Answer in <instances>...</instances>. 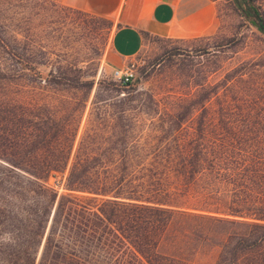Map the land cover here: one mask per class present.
I'll list each match as a JSON object with an SVG mask.
<instances>
[{
    "label": "rangeland",
    "instance_id": "obj_1",
    "mask_svg": "<svg viewBox=\"0 0 264 264\" xmlns=\"http://www.w3.org/2000/svg\"><path fill=\"white\" fill-rule=\"evenodd\" d=\"M211 1L214 29L185 40L149 37L133 59L136 77L124 87L114 77L120 67L111 17L65 0H0V202L8 203V115L14 113L30 120L53 116L58 140L64 127L73 139L66 173L46 178L60 194L86 195L66 187L78 153L105 159L114 174L128 155L138 170L155 154L169 153L166 147L199 138L206 122L214 129L208 138L232 140L236 153L244 142L250 167L264 163V32L235 0ZM252 1L264 19V0ZM221 124L231 132L218 130ZM188 228L187 237L176 238L177 248L161 251L216 264L220 247L199 238L200 225ZM7 230L0 228V240Z\"/></svg>",
    "mask_w": 264,
    "mask_h": 264
},
{
    "label": "trees",
    "instance_id": "obj_2",
    "mask_svg": "<svg viewBox=\"0 0 264 264\" xmlns=\"http://www.w3.org/2000/svg\"><path fill=\"white\" fill-rule=\"evenodd\" d=\"M25 116L8 115V203L0 202L8 238L0 240V264H195L161 251L187 237L193 223L203 227L200 239L220 247L216 264H264V163L250 167L244 142L236 153L232 140L208 138L214 129L206 122L199 138L176 142L178 153L170 145L138 170L125 155L117 174L105 159L78 153L66 187L86 195L60 194L46 178L66 173L73 139L64 127L58 140L53 116Z\"/></svg>",
    "mask_w": 264,
    "mask_h": 264
},
{
    "label": "crops",
    "instance_id": "obj_3",
    "mask_svg": "<svg viewBox=\"0 0 264 264\" xmlns=\"http://www.w3.org/2000/svg\"><path fill=\"white\" fill-rule=\"evenodd\" d=\"M71 7L111 17L114 63L122 67L142 52L149 37L189 39L216 25L211 0H65Z\"/></svg>",
    "mask_w": 264,
    "mask_h": 264
},
{
    "label": "built area",
    "instance_id": "obj_4",
    "mask_svg": "<svg viewBox=\"0 0 264 264\" xmlns=\"http://www.w3.org/2000/svg\"><path fill=\"white\" fill-rule=\"evenodd\" d=\"M137 66L134 61H129L120 68L114 70V77L119 83L132 82L136 77Z\"/></svg>",
    "mask_w": 264,
    "mask_h": 264
},
{
    "label": "water",
    "instance_id": "obj_5",
    "mask_svg": "<svg viewBox=\"0 0 264 264\" xmlns=\"http://www.w3.org/2000/svg\"><path fill=\"white\" fill-rule=\"evenodd\" d=\"M235 2L241 7L244 14L250 17L253 22L264 32V22L261 15L258 13V9L255 7L252 0H235Z\"/></svg>",
    "mask_w": 264,
    "mask_h": 264
},
{
    "label": "flooded vegetation",
    "instance_id": "obj_6",
    "mask_svg": "<svg viewBox=\"0 0 264 264\" xmlns=\"http://www.w3.org/2000/svg\"><path fill=\"white\" fill-rule=\"evenodd\" d=\"M243 2V0H241V3Z\"/></svg>",
    "mask_w": 264,
    "mask_h": 264
}]
</instances>
